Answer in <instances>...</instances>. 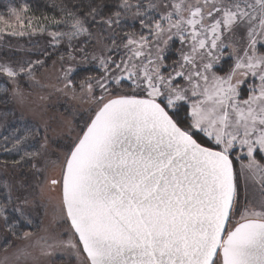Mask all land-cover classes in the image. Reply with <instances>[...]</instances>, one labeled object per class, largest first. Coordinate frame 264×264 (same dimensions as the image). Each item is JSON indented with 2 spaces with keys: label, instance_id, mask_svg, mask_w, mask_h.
<instances>
[{
  "label": "snow or ice",
  "instance_id": "obj_1",
  "mask_svg": "<svg viewBox=\"0 0 264 264\" xmlns=\"http://www.w3.org/2000/svg\"><path fill=\"white\" fill-rule=\"evenodd\" d=\"M109 7L90 4L77 12L63 5L60 19L29 16L27 4L11 7L0 15V37L64 25L68 31L49 35L56 44L66 38L72 48L78 37L96 36L93 27L102 34L105 25L120 23V11L104 14ZM116 7L133 5L120 0ZM135 7L138 16L155 10L159 18L140 20L147 34L122 38L127 59L117 62L102 48L99 56L92 54L99 77L77 86L69 78L74 69L64 73L63 90L75 97L79 87L92 106L75 138L69 135L60 146L62 157L49 158L48 125L37 151L23 145L39 129L3 136V151L23 152L13 168L31 164L44 174L59 167V177L46 176V182L59 187L75 239L55 243L77 257L83 253L84 264H264V0H149L145 12L144 4ZM175 40L182 46L179 59L166 63L165 51ZM226 48L233 64L218 75L214 66ZM78 51L87 58V48ZM75 58L68 53V60ZM33 64L43 67L44 61L0 64V73L13 82L22 74L34 79ZM249 77L259 83L242 89ZM125 81L131 82L128 91ZM3 167L6 201L15 196L28 204L20 194L23 184L17 186L6 162ZM241 179L259 182V200L241 199ZM6 207L0 204L5 243L27 220L22 207L13 205L18 217L6 215Z\"/></svg>",
  "mask_w": 264,
  "mask_h": 264
},
{
  "label": "rangeland",
  "instance_id": "obj_2",
  "mask_svg": "<svg viewBox=\"0 0 264 264\" xmlns=\"http://www.w3.org/2000/svg\"><path fill=\"white\" fill-rule=\"evenodd\" d=\"M153 2H158V0H153ZM148 3L144 4L145 8H142L141 12H145ZM131 4L133 7L128 10L123 9L119 17L120 22L125 21L131 25L130 27L119 30L117 24H113L111 28L105 25L102 34L101 31L99 32L93 27L92 31L96 33V36L92 38L80 36L72 41V48H69L66 38L61 39L59 44H56L49 35L51 31H67L62 29L61 26L57 29L55 26L49 25L47 31L44 32L36 31L33 33L29 31L23 36H10L5 34L0 37V64L13 67H16L18 64L27 65L38 59L42 60L44 55L47 54V51L58 49L63 50V53L65 52V54H62L65 58L64 61L57 59L42 70L38 71L39 66L33 64V67L36 69L34 79L22 74L13 82L5 75L13 91L9 97L10 104L8 106V112L0 110V147L1 144L4 145L5 143L2 139L3 136L7 135L11 137L16 134L14 127L8 130V133H6V130L13 123L17 122L15 124L17 127L28 124L25 130H40V135L30 137L23 145L26 151L34 152V148L31 149L34 141L37 139L40 140V148V145L44 143V127L48 125L51 129L47 133L49 136L47 143L48 153L50 154L49 158L55 160L57 156L62 157L60 146L69 142V135H71V138H75L79 126L82 125L84 117L92 106L87 96L80 92L79 87H77L75 97L71 92L66 93L63 90L64 73L69 67H72L74 70L69 78L77 86L83 80L82 76H84L83 73L75 76V73L80 69L93 67L95 71L90 68L87 77H99L101 68L98 60L92 59V54L94 53L99 56L102 48L104 49L105 56L111 55L117 62H120L121 59H127V56L131 53L128 49L124 48L123 45L126 43V40L122 38L126 34H139L141 31L147 34L148 30L142 28L140 20L142 18L147 19V16L159 18L155 10H147L144 17L138 16L135 7L137 3ZM112 39L116 40V45L112 44ZM97 40L100 43H97ZM80 47L87 48L88 56L86 59L79 53L78 49ZM181 47L178 40H175L174 44L170 43V46L165 51V55L169 58L166 63H171L173 60L179 59V49ZM14 49H16L14 52H10ZM108 49H111V51H108ZM69 52H72L76 57L75 60H68ZM230 54L231 48L223 50V55L219 63L214 66V70L218 75H226L230 70L233 64ZM23 79L26 82L22 81ZM28 82L29 84H24ZM258 83V80L249 77L247 84H242L240 87L245 89L252 84ZM130 84V81L124 82L125 91L129 90ZM23 85H28V87L25 88ZM17 86L19 90L14 91ZM69 126L74 129L70 134ZM7 147L9 146L7 145ZM12 152H4L3 147L0 148V174H3L5 171L3 163L5 164L6 162L8 164L7 171L9 173H15L17 186L19 187L23 184V187H20V194L28 200V204H22L21 201L16 200L15 196L11 204L6 199L3 202L0 201V204L7 205L5 214L11 217L19 216V213L14 211L13 205L22 207L27 216V220H30L31 223H28L26 220L23 226L25 229L18 225L17 233L7 236V243H5L4 228L0 227V264H84L83 253H81L80 257H77L71 249L58 246L55 243L57 240L67 241L69 238L75 239L69 232L68 224L64 219L59 187L53 189L46 182V176L59 177V167H50L44 174L33 169L31 164H24L22 168L19 166L13 168V160L9 159L7 161L6 158L8 156L6 158L2 157ZM19 154L21 156L23 152ZM20 156L16 159H20ZM257 158L259 159V156ZM244 162L246 163V160ZM261 162L264 163V161ZM43 166L44 161L40 160L37 167L43 168ZM235 167L239 170V161L235 162ZM245 195L251 200H259V182L250 179L245 183L241 179V199ZM2 223L3 217H0V225ZM25 233L29 235L25 237ZM48 245L53 246L48 247Z\"/></svg>",
  "mask_w": 264,
  "mask_h": 264
},
{
  "label": "trees",
  "instance_id": "obj_3",
  "mask_svg": "<svg viewBox=\"0 0 264 264\" xmlns=\"http://www.w3.org/2000/svg\"><path fill=\"white\" fill-rule=\"evenodd\" d=\"M120 2V0H0V15H8V9L11 7H19L22 4H27L29 5L30 11L28 13L29 16H36V17H48L51 18L53 16H55L57 19H60L62 16V12L60 10L61 6L63 5H67L69 8H73V10L77 11V12H86L88 10V5H92V6H96L97 4L100 3H106L108 5H110L109 8H105L104 9V14L105 15H110L112 13H114L115 11H120L121 14L123 12V9L116 7V5H118ZM130 3L136 4V3H142V4H146L147 2H149V0H129ZM76 5H80L79 8H75L74 6ZM131 25L129 23H126L125 21H121L118 25L117 28L119 30H123V28H128ZM62 29L65 30H69L67 26L61 25ZM96 28V27H95ZM97 29V28H96ZM99 32L100 30L97 29ZM61 49V48H60ZM16 49H14L13 51L10 52H14ZM62 54H65V52L63 53V50H58V49H53L52 51H47V54L44 55L43 57V61H44V66L43 67H38V71L42 70L44 68H46L49 64H51L53 61L60 59V57L62 56ZM90 68H92V70H94L93 67H85L83 69H80L79 71H77L75 73V76L80 75L81 73H83L84 76H82V79L86 78L87 73H89ZM95 71V70H94ZM24 82H26V80H22ZM24 84H29L28 83H24ZM23 87L27 88L28 85H23ZM6 90V91H5ZM12 86L8 81V78L0 73V110L3 111H7L8 112V106L10 104V93H12ZM12 123V122H10ZM9 123V125H10ZM17 122L13 123V125L10 126V128L6 130V133H8L7 131L10 130L12 127H14L16 130V134L14 135H26V128L28 126L27 125H21L17 127V125H15ZM8 127V126H7ZM31 130V129H28ZM33 131V130H32ZM33 137V136H30ZM29 137V139H30ZM27 141H25L26 143ZM39 144H40V140L37 139L36 141H34V145L31 149H33L34 151L39 149ZM9 147L12 146V142L11 140L8 142L7 144ZM4 145L1 144V147H3ZM0 147V148H1ZM30 149V150H31ZM8 156V158H6ZM20 156L19 153H17L15 150H13V152L7 153L6 155H3V158H6L7 161L9 159L11 160H19L16 159ZM4 162V161H3ZM4 165V163H3ZM5 197L3 192H0V201H4ZM25 224V221H24ZM27 228V226H26ZM23 229H25L23 227Z\"/></svg>",
  "mask_w": 264,
  "mask_h": 264
}]
</instances>
